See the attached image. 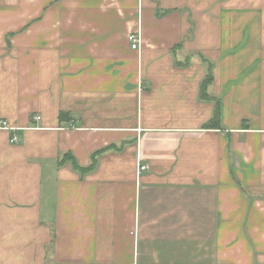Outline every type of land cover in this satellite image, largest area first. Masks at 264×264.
Wrapping results in <instances>:
<instances>
[{"label":"crops","instance_id":"crops-1","mask_svg":"<svg viewBox=\"0 0 264 264\" xmlns=\"http://www.w3.org/2000/svg\"><path fill=\"white\" fill-rule=\"evenodd\" d=\"M1 121L0 264H264V0H0Z\"/></svg>","mask_w":264,"mask_h":264},{"label":"trees","instance_id":"trees-1","mask_svg":"<svg viewBox=\"0 0 264 264\" xmlns=\"http://www.w3.org/2000/svg\"><path fill=\"white\" fill-rule=\"evenodd\" d=\"M211 80V76L210 73L209 75L204 79L203 83H202V89H201V95L202 97H207V93H206V86L207 83H209ZM219 118H220V110H219V103H217L216 105V110H215V114H214V118L212 119V121L210 122V124L208 126H213L217 123H219ZM70 162L72 164V166L77 170L80 171L82 173L91 170V168H82L78 165V162L76 161V159L73 157L72 154L68 153L65 154L64 156H62L61 160L58 162L60 166L64 165L66 162ZM95 166V162H93L92 164V168Z\"/></svg>","mask_w":264,"mask_h":264},{"label":"built area","instance_id":"built-area-1","mask_svg":"<svg viewBox=\"0 0 264 264\" xmlns=\"http://www.w3.org/2000/svg\"><path fill=\"white\" fill-rule=\"evenodd\" d=\"M128 41L131 45L132 50L139 51L141 49V35L139 32L130 33L128 36ZM34 119L38 121L41 119V117L36 116ZM0 128L10 130L8 124L6 122H3V121L0 122ZM17 141H18V139L16 137H13L11 139L12 143H16ZM148 170H149L148 165L139 164L138 173H142V172L148 171Z\"/></svg>","mask_w":264,"mask_h":264}]
</instances>
